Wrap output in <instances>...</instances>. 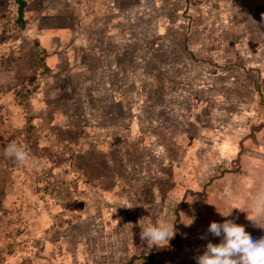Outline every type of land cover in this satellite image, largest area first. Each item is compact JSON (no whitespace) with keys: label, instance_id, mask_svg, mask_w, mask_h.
Returning a JSON list of instances; mask_svg holds the SVG:
<instances>
[{"label":"rangeland","instance_id":"rangeland-1","mask_svg":"<svg viewBox=\"0 0 264 264\" xmlns=\"http://www.w3.org/2000/svg\"><path fill=\"white\" fill-rule=\"evenodd\" d=\"M17 8L0 0V58ZM25 20L23 62H0V264H125L153 248L151 264H197L226 219L264 236L246 218L264 191V0H34ZM149 220L181 227L173 251L141 240Z\"/></svg>","mask_w":264,"mask_h":264},{"label":"clouds","instance_id":"clouds-1","mask_svg":"<svg viewBox=\"0 0 264 264\" xmlns=\"http://www.w3.org/2000/svg\"><path fill=\"white\" fill-rule=\"evenodd\" d=\"M4 154L20 164H24L29 159L26 149L15 143L9 144ZM261 205H264V191L253 198L249 211H246V218L253 222L256 227L264 229V224L261 223L257 211ZM231 211L227 215L219 213L228 217L231 215ZM143 219L141 218L139 223ZM140 226V238L150 248L167 246L170 239L175 235V224L167 221L152 223L149 220ZM208 232L215 237H221V241L219 244H213L209 241L203 253L195 257L197 264H264V236L253 239L245 231L244 226L238 225L230 219H226L223 223L211 222Z\"/></svg>","mask_w":264,"mask_h":264},{"label":"trees","instance_id":"trees-1","mask_svg":"<svg viewBox=\"0 0 264 264\" xmlns=\"http://www.w3.org/2000/svg\"><path fill=\"white\" fill-rule=\"evenodd\" d=\"M34 0H14L15 5L18 6L17 8V15L18 18L16 20L15 23L11 22L10 20H8V23H5L2 28L4 29L5 33L4 35L8 38L9 40H11L12 46H11V51L9 53L8 56L0 58V62L2 64H5V66L8 67H14L17 65V63L21 64L24 60V55L21 51L17 50V47H15L17 41L21 38L22 33L20 31L24 30L26 28V20H25V13L27 8L29 7V5L33 2ZM2 17L4 18H10V14H3ZM11 33V35H10ZM45 33H43L44 35ZM46 36H48L49 34H45ZM38 42V41H37ZM240 63V62H239ZM232 67H240L242 68L244 71H246V67L241 65V64H236V62L233 63ZM262 83H260V78L256 81L255 83V89L259 94H263L262 91ZM133 139V138H132ZM130 142L133 144L134 141L129 140V139H124L123 143H125V147L122 146V144L120 143L119 140H116V142L118 143L119 146H121L122 149L124 148H130L127 147V142ZM131 144V145H132ZM243 145V143L241 144ZM241 155V152L239 153ZM240 160H241V156H238L237 158L233 159L231 161V164H235L233 166H240ZM233 168H227L225 165H221L218 168V176L219 178L224 177V174L226 173H233ZM235 172V171H234ZM213 181H215V178H211L207 184L212 183ZM193 195H196V192L192 193ZM203 196H205V193L202 194ZM180 217L179 215H177V219L176 221H179ZM175 235L174 238L170 240V242L168 243L167 246L163 247V249H166L167 251H173L176 246L177 243L182 239V233L181 231V227L177 224H175ZM156 251L154 248L150 249L149 251H147L145 254H143L142 256H138V255H133L131 257V259L128 261V263L125 264H137L139 262H141L142 260L147 263V264H151L153 262V260L155 259L156 256ZM14 255V253L9 254Z\"/></svg>","mask_w":264,"mask_h":264},{"label":"crops","instance_id":"crops-1","mask_svg":"<svg viewBox=\"0 0 264 264\" xmlns=\"http://www.w3.org/2000/svg\"><path fill=\"white\" fill-rule=\"evenodd\" d=\"M234 13H236V12H234ZM235 16H237V15H235ZM236 40H238V43H243V41H244V39H242V36H240V35H239L238 39H236ZM237 49H238V48H237ZM241 60H242V63L240 62V64L243 65V66H245V65H244V62H243V58H241ZM235 62H237V61H235ZM233 63H234V62H233ZM216 65H219V66L221 67V64H216ZM237 68H238V67H237ZM239 69L242 70V71H244V70H243L242 68H240V67H239ZM258 79H259V78H258ZM258 79H257V80H258Z\"/></svg>","mask_w":264,"mask_h":264}]
</instances>
